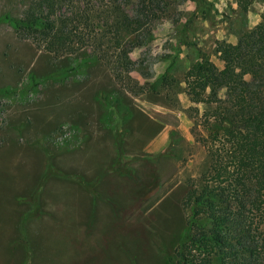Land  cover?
Here are the masks:
<instances>
[{
  "label": "rangeland",
  "instance_id": "obj_1",
  "mask_svg": "<svg viewBox=\"0 0 264 264\" xmlns=\"http://www.w3.org/2000/svg\"><path fill=\"white\" fill-rule=\"evenodd\" d=\"M31 1L0 0V264L28 252L30 264H171L183 198L210 163L212 119L185 72L202 57L223 67L220 43L255 26L264 0H121L142 24L125 31L120 76L88 48L56 55L18 36L4 16Z\"/></svg>",
  "mask_w": 264,
  "mask_h": 264
},
{
  "label": "trees",
  "instance_id": "obj_2",
  "mask_svg": "<svg viewBox=\"0 0 264 264\" xmlns=\"http://www.w3.org/2000/svg\"><path fill=\"white\" fill-rule=\"evenodd\" d=\"M254 1L237 3L247 10ZM4 19L18 36L56 55L88 48L117 76L125 31L134 21L142 24L121 0H32L21 17ZM220 49L223 67L202 57L183 78L190 100L203 103L212 119L201 138L210 163L183 198L188 214L171 264H264V11ZM27 219H20L22 236L15 242L23 250L30 245ZM30 262L28 252L22 264Z\"/></svg>",
  "mask_w": 264,
  "mask_h": 264
}]
</instances>
